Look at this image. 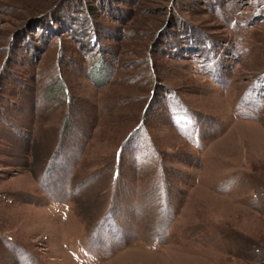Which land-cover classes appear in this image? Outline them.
Listing matches in <instances>:
<instances>
[{"label":"rangeland","instance_id":"rangeland-1","mask_svg":"<svg viewBox=\"0 0 264 264\" xmlns=\"http://www.w3.org/2000/svg\"><path fill=\"white\" fill-rule=\"evenodd\" d=\"M0 264H264V0H0Z\"/></svg>","mask_w":264,"mask_h":264},{"label":"trees","instance_id":"trees-1","mask_svg":"<svg viewBox=\"0 0 264 264\" xmlns=\"http://www.w3.org/2000/svg\"><path fill=\"white\" fill-rule=\"evenodd\" d=\"M97 9V8H96ZM90 10H93V8L92 9H90ZM83 37V36H82ZM90 39V38H89ZM88 42H89V40H88ZM93 42V44L94 45H96V43H97V39L96 38H94V40L92 41Z\"/></svg>","mask_w":264,"mask_h":264}]
</instances>
